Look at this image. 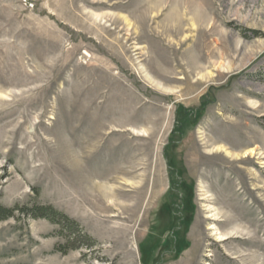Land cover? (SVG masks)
Wrapping results in <instances>:
<instances>
[{"label": "rangeland", "instance_id": "rangeland-1", "mask_svg": "<svg viewBox=\"0 0 264 264\" xmlns=\"http://www.w3.org/2000/svg\"><path fill=\"white\" fill-rule=\"evenodd\" d=\"M263 202L264 0H0V264H264Z\"/></svg>", "mask_w": 264, "mask_h": 264}, {"label": "trees", "instance_id": "trees-1", "mask_svg": "<svg viewBox=\"0 0 264 264\" xmlns=\"http://www.w3.org/2000/svg\"><path fill=\"white\" fill-rule=\"evenodd\" d=\"M23 209V208H22ZM27 211H29V208L26 209ZM30 214L29 215H32L34 217H47L53 221H56V214L57 212L52 209L50 206L49 207H34V208H30ZM13 215V209H10V208H3L0 206V218L1 219H5L9 216H12ZM58 217V216H57ZM58 220V219H57ZM60 222V220H58ZM68 222H70V225L72 226L74 222L68 220ZM67 228L70 227V226H66ZM66 227L63 226V229H67ZM71 229V228H70ZM72 230V229H71ZM73 231V230H72ZM74 233V232H73ZM70 236V235H69ZM73 236H70V239L72 238ZM69 240V239H68ZM89 245H92V244H89Z\"/></svg>", "mask_w": 264, "mask_h": 264}, {"label": "bare ground", "instance_id": "bare-ground-1", "mask_svg": "<svg viewBox=\"0 0 264 264\" xmlns=\"http://www.w3.org/2000/svg\"><path fill=\"white\" fill-rule=\"evenodd\" d=\"M259 138V137H258ZM258 138H255V137H253V136H251L250 138H248V142L249 143H253V142H255V141H257L258 140ZM222 148V147H221ZM224 149V148H223ZM259 149V146L257 145V146H253V147H249L248 149H246L245 151H244V159L245 160H251V158L255 155V154H257V150ZM225 150V149H224ZM229 151V150H228ZM232 152V151H231ZM218 153V152H217ZM226 153H227V151H226ZM228 154H229V152H228ZM231 154V153H230ZM236 153H234V155H235ZM233 156V155H232ZM243 160V159H242ZM248 172H250V171H248ZM248 176V175H247ZM251 193V192H250ZM263 201V200H262ZM262 204H264V202L262 203ZM251 206V205H250ZM260 206V208H262V206L261 205H259ZM263 209V208H262ZM256 212V211H255ZM259 213V212H258ZM250 214H252V217L254 216V211H252V209H250V211L248 212V216L250 215ZM261 214V213H260ZM251 217V218H252ZM263 219H264V217H262ZM232 220V219H231ZM262 221V220H261ZM246 222V221H245ZM255 223H258L257 225L255 224ZM254 224H255V227H254V231H261V225L259 224V222H256V219H255V217H253L252 219H250V222H249V225H250V227L251 226H254ZM248 225V224H247ZM256 228V229H255ZM263 228V227H262ZM245 230V229H244ZM244 230H242V232L244 231ZM246 230H248V228L246 229ZM256 231V232H257ZM238 232L240 233L241 231H239L238 230ZM241 232V233H242ZM247 233H249V231H247ZM255 234V233H254ZM261 234V233H260ZM250 236V235H249ZM255 236V235H254ZM224 238H226V237H224ZM262 238H263V236H262ZM261 238V239H262ZM254 239V238H253ZM253 239H251V240H253ZM246 240H248V241H250V238H248V239H246ZM242 242V241H241ZM262 242H264V241H262ZM246 243H248V242H246ZM248 246V245H247ZM250 246V245H249ZM255 248V247H254ZM258 249V248H257ZM256 249V250H257ZM246 250H247V248H246ZM252 253V252H251ZM255 253H256V251H255ZM262 254V253H261ZM255 255V254H254ZM263 263V262H262Z\"/></svg>", "mask_w": 264, "mask_h": 264}]
</instances>
